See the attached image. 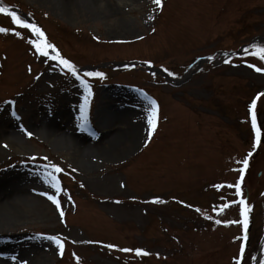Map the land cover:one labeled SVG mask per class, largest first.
Here are the masks:
<instances>
[{"label": "rangeland", "instance_id": "rangeland-1", "mask_svg": "<svg viewBox=\"0 0 264 264\" xmlns=\"http://www.w3.org/2000/svg\"><path fill=\"white\" fill-rule=\"evenodd\" d=\"M1 1L32 12L63 58L105 75L81 76L92 90L84 123L80 81L0 13V264H264V71L249 67L264 60L240 52L257 38L264 46V0ZM145 97L158 105L150 138ZM246 157L237 196L227 185ZM46 164L94 198L57 193ZM73 177L60 179L72 188ZM242 198L252 236L243 259V225L230 223ZM49 235L66 240L62 254Z\"/></svg>", "mask_w": 264, "mask_h": 264}, {"label": "snow or ice", "instance_id": "snow-or-ice-1", "mask_svg": "<svg viewBox=\"0 0 264 264\" xmlns=\"http://www.w3.org/2000/svg\"><path fill=\"white\" fill-rule=\"evenodd\" d=\"M153 3L156 4L157 6L161 5V0H153ZM0 13H5L7 15H9L12 19L13 24L18 25L20 28H24V29H28L33 33L34 38L29 39L28 43L30 45L33 46V48L35 49V52L38 53L40 56L42 57H46L52 61H56L58 62V64L61 66L62 70H66L68 73H70L72 76L76 77L77 80L80 81L81 86L84 89L85 95L83 98V103L80 104L79 106V111H80V120L84 123L87 122V114H86V110L89 106V97L92 95V90H91V85L89 84V82L84 79L83 77H81L79 75L78 69L76 68V66L74 64H72L69 60L63 58L62 56H60L59 52L55 49V46L50 44L46 37L44 32L38 27L36 26L34 23H29L26 20L22 19L20 16H18L14 11H10L9 9L0 6ZM9 30L3 27H0V33H7ZM14 35L16 36H21V33L19 31H15ZM49 49H51L53 52H55V55H50ZM251 51L249 50V48H245L243 49L244 53L246 54H251L256 56L258 59L260 60H264V46H258L253 44L251 46ZM211 59V58H210ZM227 62V61H225ZM249 67H254L255 71L257 72H261L264 71V69H261L259 67H255L254 65H249ZM29 71H31V69H29ZM165 71H167V69H165ZM104 73L102 72H85L83 74L84 77H98L103 79L104 78ZM169 75H172V73H169ZM260 95H264V93L260 94ZM146 99H148V108H147V124L149 126V133H148V137H151V134L153 131H155L156 129V122L158 119V105L156 103L155 100H152L150 98L145 97ZM6 104L9 105H13L15 102L14 101H5ZM256 107V101L253 100L252 104L250 105V111L252 114V128L253 131L255 132V143L258 145L261 142V129L260 127H258L257 125V118H256V114H255V109ZM12 115L16 118L19 119V117L17 116V114L15 113V111L12 112ZM82 126V125H81ZM28 136H31L32 133L28 132L27 133ZM6 147V145H5ZM252 155L251 152L248 153V156L250 157ZM33 160H35L36 158L33 157ZM45 160L47 159L46 157L44 158ZM240 163L243 164V167L241 169H239L240 172V180H238L235 185H227V187H235L236 189V195L237 196H242V192H241V181L243 180V176H244V170L248 167V158L246 157L243 161H241ZM44 168L46 169L44 175L46 177H48V184L50 187L54 188L56 190L57 193H59L61 191V188L59 186V180L56 174L60 173L62 171V169L60 167H58L55 164H51V165H44ZM216 187H222L221 185H217ZM45 195H48L47 193H43ZM48 199L51 200L56 206L57 208L60 207V202L57 199L56 195H48ZM154 203H161L162 201H160L159 199L153 201ZM233 204L238 203L240 206V217L242 218L240 221H231L230 223H240L243 225V229H244V235L242 237L243 241H247L248 240V235H247V230H248V217H249V212H250V206L247 205L246 201L242 198L240 199L238 202L233 201ZM230 206V205H226L225 207ZM64 213L61 211L60 212V216L63 217ZM217 224L221 223L220 220L216 221ZM47 240L53 242L58 250L60 251V253H63V249H64V243L61 237L59 236H53V235H49L46 237ZM241 239V238H238ZM107 247L111 248L114 247L113 245H108ZM121 251L124 252H129L132 251L131 249H121ZM136 255L137 256H141V255H148L149 253L142 250V249H136L135 250ZM244 252H245V243H241L240 245V257L241 259H243L244 257ZM13 259H15V257H13ZM239 264V261H238Z\"/></svg>", "mask_w": 264, "mask_h": 264}, {"label": "trees", "instance_id": "trees-1", "mask_svg": "<svg viewBox=\"0 0 264 264\" xmlns=\"http://www.w3.org/2000/svg\"><path fill=\"white\" fill-rule=\"evenodd\" d=\"M2 4L3 5H6L4 2H2ZM27 14L29 15V17L30 18H32V20L34 21V22H36V24H37V26L42 30V28H41V26H40V24H39V22H38V20H37V18L35 17V15L32 13V12H27ZM18 15V14H17ZM18 16H20V15H18ZM21 17V16H20ZM22 19H24L23 17H21ZM25 20V19H24ZM18 26V25H17ZM19 27V26H18ZM252 45H250V47H251ZM258 46H260V45H258ZM262 46V45H261ZM68 60V59H67ZM70 61V60H69ZM71 62V61H70ZM72 64H74L75 66H76V68L78 69V71L80 70V69H82V66L80 67V66H78V65H76L75 63H73V62H71ZM159 68H160V70H161V73L159 74V73H156V72H152V74L151 75H153V76H155V77H157V78H160L161 80H163V81H165L167 84H168V80L163 76V73H165L166 75H168L169 77H172V78H177L178 77V74L177 73H175L174 71H173V69H171L168 65H165V64H163V65H159L158 66ZM125 69H128L127 67H124ZM165 69H167V71H165ZM115 70L116 71H120V70H122L121 68H115ZM64 71H66V70H64ZM85 72H92V71H83L82 73H79V75L80 76H83V74L85 73ZM95 72H99L98 70H96ZM169 73H172V75H169ZM44 166V165H43ZM64 174H67L68 176H69V178H72L73 177V175H70V172H68V171H66V170H64V169H62V171L60 172V173H58V174H56L57 175V177L60 179L61 177H63V175ZM61 180V179H60ZM65 181H63V180H61L60 181V185H61V195L63 196V197H68V198H71V194L74 192V193H76V194H78V195H82V194H84V195H86L87 197H89V198H94V196L87 190V189H85L84 187H83V185H82V183L78 180V179H76L75 177H73V183L71 184L72 185V188H70L69 186H68V184H66V182L64 183ZM69 187V188H68ZM63 243H64V245L65 244H67V242H66V240H63Z\"/></svg>", "mask_w": 264, "mask_h": 264}, {"label": "water", "instance_id": "water-1", "mask_svg": "<svg viewBox=\"0 0 264 264\" xmlns=\"http://www.w3.org/2000/svg\"><path fill=\"white\" fill-rule=\"evenodd\" d=\"M23 16L26 18V20L29 22V23H33L32 21H31V19L30 18H28V16L26 15V14H23ZM128 65H131L132 63H127ZM140 65H143V66H146L145 64H142V63H139Z\"/></svg>", "mask_w": 264, "mask_h": 264}, {"label": "flooded vegetation", "instance_id": "flooded-vegetation-1", "mask_svg": "<svg viewBox=\"0 0 264 264\" xmlns=\"http://www.w3.org/2000/svg\"><path fill=\"white\" fill-rule=\"evenodd\" d=\"M263 210H264V208H263ZM262 213H264L263 211H262ZM252 237L249 235L248 236V240L246 241V247L249 245V246H252L251 245V241H252V239H251Z\"/></svg>", "mask_w": 264, "mask_h": 264}]
</instances>
